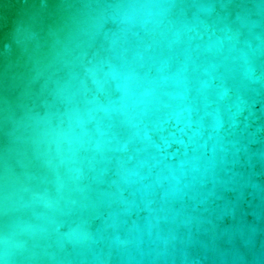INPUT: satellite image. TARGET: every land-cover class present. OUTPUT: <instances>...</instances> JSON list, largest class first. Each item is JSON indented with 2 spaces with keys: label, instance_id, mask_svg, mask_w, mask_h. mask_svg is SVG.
I'll return each mask as SVG.
<instances>
[{
  "label": "water",
  "instance_id": "water-1",
  "mask_svg": "<svg viewBox=\"0 0 264 264\" xmlns=\"http://www.w3.org/2000/svg\"><path fill=\"white\" fill-rule=\"evenodd\" d=\"M0 264H264V0H0Z\"/></svg>",
  "mask_w": 264,
  "mask_h": 264
}]
</instances>
